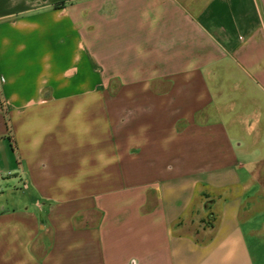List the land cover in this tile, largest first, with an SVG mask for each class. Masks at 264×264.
Returning a JSON list of instances; mask_svg holds the SVG:
<instances>
[{
    "label": "crops",
    "instance_id": "0c3cea01",
    "mask_svg": "<svg viewBox=\"0 0 264 264\" xmlns=\"http://www.w3.org/2000/svg\"><path fill=\"white\" fill-rule=\"evenodd\" d=\"M0 264H264V0H0Z\"/></svg>",
    "mask_w": 264,
    "mask_h": 264
},
{
    "label": "built area",
    "instance_id": "2783aa9c",
    "mask_svg": "<svg viewBox=\"0 0 264 264\" xmlns=\"http://www.w3.org/2000/svg\"><path fill=\"white\" fill-rule=\"evenodd\" d=\"M0 178H1V176H0Z\"/></svg>",
    "mask_w": 264,
    "mask_h": 264
}]
</instances>
